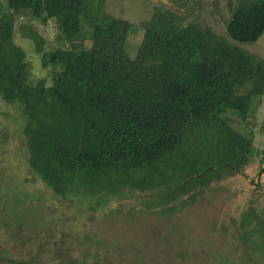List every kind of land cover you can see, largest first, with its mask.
<instances>
[{"label":"trees","instance_id":"16d2710c","mask_svg":"<svg viewBox=\"0 0 264 264\" xmlns=\"http://www.w3.org/2000/svg\"><path fill=\"white\" fill-rule=\"evenodd\" d=\"M102 3L0 0V100L20 108L29 175L14 178L10 187V168L0 167L5 233L22 231L33 219L29 189L37 181L52 197L82 204L79 212L86 214L131 190L153 195L157 179L179 180L168 198L203 192L239 173L251 158L253 131L233 127L228 112L244 117L264 94V58L159 5L140 22L142 37L131 56L126 41L132 22ZM17 15H27L20 30L34 42L41 65L51 68L50 80H31L25 53L14 41ZM49 21L56 28L51 46L35 27ZM263 31L264 0H237L227 34L252 41ZM87 194L94 202L85 209ZM246 211L254 215L253 208ZM261 215L255 214L254 229ZM41 219L37 215L33 228ZM239 223L247 225L243 216ZM2 258L22 264L8 254ZM76 261L57 264H83Z\"/></svg>","mask_w":264,"mask_h":264},{"label":"rangeland","instance_id":"374dc122","mask_svg":"<svg viewBox=\"0 0 264 264\" xmlns=\"http://www.w3.org/2000/svg\"><path fill=\"white\" fill-rule=\"evenodd\" d=\"M236 2L103 0L102 6L132 22L126 41L131 56L142 37L140 22L159 5L182 13L185 21L211 27L218 36L264 58V31L252 41L235 40L227 34L226 22ZM26 21L27 15L16 16L14 41L19 52L25 53L31 80H50L51 68L41 65L34 42L20 30ZM35 27L51 46L56 30L53 21L46 25L37 22ZM19 113L18 106L0 100V167L10 168L6 181L10 187L14 178L29 176ZM228 116L233 127L253 131L251 158L239 173L212 182L203 192L191 191L174 199L166 194L179 180L155 177L160 186L154 188L153 195L131 190L121 198L112 197L98 212L86 214L79 212L82 204L73 203V198L52 197L37 181L29 189L33 192L31 222L27 219L22 231L8 229L5 233L0 229V264H9L2 258L6 254L22 264H57L62 260L83 264H264V218H258L256 229L252 227L255 214L264 216V94L255 98L246 116L233 112ZM85 198L86 209L94 199L89 194ZM250 208L254 215L246 211ZM39 214L42 224L33 228ZM242 216L247 221L245 228L239 223ZM34 234L37 236L32 238ZM83 248L88 250L86 255ZM35 250L38 260L31 257Z\"/></svg>","mask_w":264,"mask_h":264}]
</instances>
